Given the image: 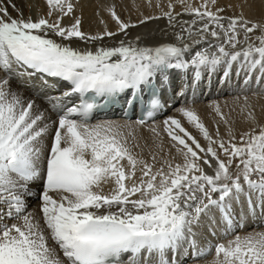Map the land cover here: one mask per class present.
I'll list each match as a JSON object with an SVG mask.
<instances>
[{
  "label": "snow or ice",
  "instance_id": "6c2138e0",
  "mask_svg": "<svg viewBox=\"0 0 264 264\" xmlns=\"http://www.w3.org/2000/svg\"><path fill=\"white\" fill-rule=\"evenodd\" d=\"M46 4V15L32 19L24 18L12 0H0V72L5 73L0 78V264H61L48 245L49 238L68 264H177L182 242H187L194 258L207 254L208 249L197 245L193 228L205 218L215 224V211L227 226L225 234L233 229L237 218L232 205H241L242 196L249 215L259 209L264 216V124L248 111L247 103L241 112H247L245 121L251 127L238 138L219 106L215 108L219 122L228 127L227 139L218 128L215 136L210 134L194 109H179L206 147L180 120L166 118L162 130L175 155L169 153L159 168L156 156L153 163L138 158L132 151L137 145L131 143L137 139L136 128L162 110L156 97L134 122H90L102 104L114 103L128 92L127 103L134 105L142 86L157 74L166 79L172 69L194 68L195 83L203 68L211 74L223 66V82L235 65L237 77L244 75L245 89L254 74L259 86L264 80V24L242 14L223 15L227 7L218 0H200L197 6L188 0H168L167 11L157 3L160 15L145 16L139 23L166 18L176 42L144 46L140 37L129 38L128 29L136 25L123 21L114 5L106 11L116 31L105 27L90 34L82 30L81 18L73 16L72 0H46ZM176 4L181 12H175ZM183 15L192 19L181 20ZM68 16L74 22L65 25L63 18ZM256 30L260 35L253 39L250 34ZM117 35L124 38L116 46L72 47L74 40L95 45ZM199 45L207 47L186 60L185 55ZM36 74L70 85L62 96L51 98L59 111L47 152L43 141L49 124L43 123L44 113H34V101L25 103L10 87L14 75ZM70 97L77 101L69 107L64 101ZM149 131L160 137L155 124ZM38 179L43 187L35 193L30 185ZM109 183L114 187L105 192L102 186ZM34 196L41 202L43 225L27 212L25 197ZM244 218L241 211L239 221ZM7 219L20 222L9 225ZM214 247V264H264V231L236 235ZM169 250L171 258L166 255Z\"/></svg>",
  "mask_w": 264,
  "mask_h": 264
},
{
  "label": "bare ground",
  "instance_id": "6f19581e",
  "mask_svg": "<svg viewBox=\"0 0 264 264\" xmlns=\"http://www.w3.org/2000/svg\"><path fill=\"white\" fill-rule=\"evenodd\" d=\"M23 12L24 18L31 17L36 19L40 15H46L48 7L46 0H12ZM75 5L73 16L80 17L82 20V30L85 33L96 34L98 32H103L105 27L107 30L115 32L117 25L115 21L111 19L109 12L106 11V8L109 6H115L116 12L120 18L125 22H130L135 24V27L128 29L129 38L135 39L140 37V42L144 46H157L162 43H175L176 38L173 34V29L168 27V21L166 18L153 19L147 21L144 24H140L139 21L145 16H159L160 8L157 7V3L167 11L168 0H151L152 6H148L149 0H72ZM193 6H197L200 3V0H188ZM220 6L227 7V11L223 13L225 16H239L243 15L244 18L256 22H264V0H218ZM175 3V0H173ZM230 6V7H228ZM9 11L13 17H16L18 14L16 11H13L11 6H9ZM182 7L179 4L175 6V12H181ZM73 16H68L63 18V23L69 25L74 22ZM54 19V17H53ZM181 20H191L192 17L188 15H183L180 17ZM101 20L104 23H101ZM257 23V22H256ZM259 30H256L250 36L255 39L259 36ZM57 40L59 38L53 37ZM124 38L122 35H117L115 37H105L102 41L96 42L93 44H85L84 42H79L74 40L72 47L84 48H93L98 46H116L118 42ZM241 39H243V34L241 33ZM206 48L207 45H199L192 49V53L186 54L185 59L190 60L191 55L199 50L200 48ZM238 47H242L238 46ZM215 51V49H212ZM195 69L189 67L186 71L184 70H169L166 73L167 82L165 83V94H168V88L178 87L181 90H186L187 87L196 86V93L192 97H187L184 100L179 97V101L176 105L169 108L168 112L154 120H151L144 127L136 128V137L135 141H132V144L137 146L132 147V151L137 155L138 158H142L148 163H153V156H156L157 163L156 167H160V162L163 161L165 157L169 156V153L174 156L175 149L172 148V142L166 133L163 132V121L166 118L174 117L181 121L182 126L194 136L201 146L206 147L207 142L203 139L202 135L199 133L194 126L190 125L186 118L182 116L179 112L181 107H190L194 109L197 114L200 116L201 120L208 128L210 134L215 136L217 128L220 136L225 139L228 138V127L223 123L219 122V117L216 115L215 108L219 106L221 112L228 118L229 124L231 125L237 138L242 132H246L251 127L250 122L245 121V116L247 112H241V107L247 103L249 105L248 111H251L258 123L264 124V80L261 81L260 85L257 86L255 80V74L252 77L251 85L245 89L243 87L244 75L241 74L239 77L236 75V66L233 65L231 69V75L228 79L222 82L224 68L223 66L218 67L214 72L209 74L207 68L201 70V77L198 82L194 83V77H192V82L189 84L188 76L194 74ZM189 74V75H188ZM258 74V73H256ZM5 73L0 72V78H4ZM188 79V83L180 86V82ZM210 80V82H208ZM209 83L210 89L207 93V90L203 87V83ZM36 84V86H35ZM35 86V87H34ZM42 84L34 76H13L10 80V87L12 90L17 91L21 94L22 98L27 101H34L35 107L33 108L34 113H44L45 120L43 123L49 124V134L44 138V147L47 150L50 149L52 135L54 134V128L52 125L53 121L58 123L57 109L53 108L54 101L51 98L53 97V92L45 91L44 93L39 94L38 89H42ZM56 97V96H55ZM245 97L247 101H245ZM51 101V102H50ZM102 120H113L123 123L126 119L121 118H104L90 121L91 123H96ZM130 122L134 120L129 119ZM219 122V123H218ZM155 124L160 130V137H154L153 133L149 131L150 127ZM182 135V134H181ZM191 143L190 141H188ZM194 149L195 146L193 145ZM170 158V157H169ZM179 159V158H178ZM127 164L126 161L123 162ZM235 166H233L234 168ZM206 171H210L206 169ZM141 175L139 168H137L136 176ZM130 183V182H129ZM43 181L38 179L31 183L30 188L33 192L39 193L42 191ZM105 192H109L114 185L112 183L105 184L102 186ZM247 190V189H246ZM218 195V194H217ZM135 198V197H133ZM27 202V212L34 214L39 220L41 225H43L42 213L40 212V200L34 197H25ZM255 200V196H253ZM233 212L237 218V223L234 227V233L228 237L220 238L225 234L226 224L220 222V213L215 211L213 216L216 220L215 224H211L208 218H205L201 221V224L197 227L194 226L193 230L196 232V241L199 247L204 249H211V242L216 240L218 237L219 243L227 244L228 241H231L236 235L244 236L245 234L264 231V216H261L260 210L257 209L255 215H249L247 202L244 197H241V205H237L233 202ZM241 211L244 214V220L239 221ZM18 220L7 219L5 223H19ZM223 224L222 228L219 227V224ZM238 223L245 224L246 226L243 229L238 228ZM250 224V225H249ZM258 225L257 227H254ZM211 227V231L209 230ZM233 230V229H232ZM236 230V231H235ZM215 232V235L212 232ZM48 235L47 231L45 232ZM183 243V242H182ZM181 246L186 247L188 244H182ZM48 245L54 250L56 256H58L61 264H68L67 259L63 256L62 251L59 249L50 238L48 240ZM190 248V247H189ZM170 252V250L168 251ZM169 257L170 255L167 254ZM216 259L215 250L210 253V255L205 256L197 260L186 259V262L183 264H214Z\"/></svg>",
  "mask_w": 264,
  "mask_h": 264
},
{
  "label": "rangeland",
  "instance_id": "374dc122",
  "mask_svg": "<svg viewBox=\"0 0 264 264\" xmlns=\"http://www.w3.org/2000/svg\"><path fill=\"white\" fill-rule=\"evenodd\" d=\"M258 24H264V22H262V21H256Z\"/></svg>",
  "mask_w": 264,
  "mask_h": 264
}]
</instances>
